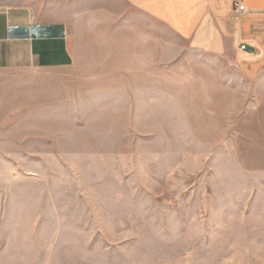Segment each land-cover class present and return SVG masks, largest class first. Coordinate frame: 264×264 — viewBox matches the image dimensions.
Wrapping results in <instances>:
<instances>
[{
    "label": "rangeland",
    "instance_id": "obj_1",
    "mask_svg": "<svg viewBox=\"0 0 264 264\" xmlns=\"http://www.w3.org/2000/svg\"><path fill=\"white\" fill-rule=\"evenodd\" d=\"M65 1L74 64L0 72V264H264V62Z\"/></svg>",
    "mask_w": 264,
    "mask_h": 264
},
{
    "label": "crops",
    "instance_id": "obj_2",
    "mask_svg": "<svg viewBox=\"0 0 264 264\" xmlns=\"http://www.w3.org/2000/svg\"><path fill=\"white\" fill-rule=\"evenodd\" d=\"M141 19L186 39L195 49L221 53L232 36L240 51L264 62V0H126ZM245 5L235 15L234 6ZM65 0H0V72L61 69L74 64ZM72 10V9H71Z\"/></svg>",
    "mask_w": 264,
    "mask_h": 264
},
{
    "label": "built area",
    "instance_id": "obj_3",
    "mask_svg": "<svg viewBox=\"0 0 264 264\" xmlns=\"http://www.w3.org/2000/svg\"><path fill=\"white\" fill-rule=\"evenodd\" d=\"M234 11H235V15L244 12L245 11V5H243L241 3L235 4ZM241 49L246 50L247 48L245 45H243V46H241Z\"/></svg>",
    "mask_w": 264,
    "mask_h": 264
}]
</instances>
